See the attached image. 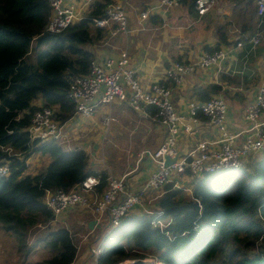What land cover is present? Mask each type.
<instances>
[{
  "label": "trees",
  "instance_id": "1",
  "mask_svg": "<svg viewBox=\"0 0 264 264\" xmlns=\"http://www.w3.org/2000/svg\"><path fill=\"white\" fill-rule=\"evenodd\" d=\"M112 1L93 0L81 20L52 33L45 29L51 12L48 0H0V160L10 162L9 176L0 180V227L26 253L40 243L49 256L38 264H71L77 252L72 233L64 226L48 230L32 247L27 245L31 227L49 226L55 219L43 202L45 191L68 190L92 174L100 180V193L108 175L89 167L82 148L65 150L56 140L31 145L28 128L40 108L38 101L56 108L59 124L73 116L69 76L88 71L94 55L87 46L103 33L93 19L104 17ZM194 1L181 0L189 9ZM262 19L249 36L240 38L245 45L240 57L264 56V15ZM257 31L262 45L252 47L249 40ZM220 78L231 86L248 82L226 74ZM220 88L196 86L192 95L204 101L219 94ZM154 111L149 107L146 112L152 117ZM195 118L206 121L199 113ZM30 151L50 161L44 171L23 175ZM259 154L235 170L195 177L191 193L173 188V182L166 184L158 199L159 212L130 211L109 228L95 264H124L126 259L133 260L129 264H264V151ZM148 258L155 262L145 261Z\"/></svg>",
  "mask_w": 264,
  "mask_h": 264
},
{
  "label": "crops",
  "instance_id": "2",
  "mask_svg": "<svg viewBox=\"0 0 264 264\" xmlns=\"http://www.w3.org/2000/svg\"><path fill=\"white\" fill-rule=\"evenodd\" d=\"M86 1L65 0L69 4H74L83 15L87 13L93 0L90 3ZM116 1L125 5L129 33L112 35L108 29L102 28V35L92 39L87 46L92 51L94 59L117 57L121 51H126L130 58L129 65L136 71L141 83L148 85L155 80L165 79L164 71L170 63L176 62L174 59L193 60L202 52L217 45L219 48L227 46L230 49L228 57L219 65L209 68L198 66L180 84L168 81L172 86V101L184 118H191L187 114V103L190 99H197L192 95V89L196 86L218 84L221 86L219 94L227 91L225 97L229 128L237 131L248 126L244 119V110L254 98L259 82L264 79V56L253 55L251 59L250 54L246 53L240 57V53L245 50L240 38L248 35L251 28L258 26L257 0H211V6L204 14H199L195 6L189 9L183 3L167 9L159 6V0ZM145 10H148L149 14L147 19L142 21L140 13ZM261 20L263 22L262 18ZM220 37L222 41L219 40ZM262 40L260 36L261 45ZM238 42L241 43L240 46H236ZM222 74L248 79V82L238 86L227 85L220 80ZM38 104L42 102L38 101ZM106 117H111L107 126L102 124ZM195 122L199 125L188 134L189 145L212 135L206 121ZM164 134V129L147 113L137 111L125 102H116L97 105L89 117L80 115L71 117L62 124L60 139L70 145L71 149L82 148L88 155L91 169L105 171L108 177H124L125 191L141 192L142 205L136 206L131 213H143L152 212L150 207H156L153 208L154 211L159 212L158 199L162 192L159 189L144 190L145 182L155 169V164L147 155L140 158V154L144 149L156 151ZM186 134L183 135L181 132L179 135L180 149L185 144ZM111 139H117L121 150L128 156L121 166L110 164L107 156L99 155L105 141ZM116 160L122 161V155H117ZM39 167L35 161L32 163V168L35 169L33 174L41 171ZM99 195L97 190L90 192L88 205L64 211L55 216L49 226H64L66 221L72 219L80 229L89 230L90 233L96 227L101 229L106 227L105 235L110 228L108 215L100 216L93 210V202ZM90 221H94L92 227L88 226ZM92 249L93 247L89 245L84 256L91 251L97 258L98 254H94ZM81 259L82 257H78L77 254L71 264H82Z\"/></svg>",
  "mask_w": 264,
  "mask_h": 264
},
{
  "label": "built area",
  "instance_id": "3",
  "mask_svg": "<svg viewBox=\"0 0 264 264\" xmlns=\"http://www.w3.org/2000/svg\"><path fill=\"white\" fill-rule=\"evenodd\" d=\"M92 0H87L90 3ZM51 12L45 29L58 33L81 20L85 15L74 5L65 0H48ZM181 0H159L160 7H177ZM211 0H195L194 6L199 14H204L211 6ZM256 13L259 16L258 26L264 15V0H257ZM148 10L140 13L144 21ZM128 16L125 5L113 0L107 7L104 17L94 18L93 23L98 28L108 29L112 35L128 34ZM261 33L257 31L251 37L252 45L260 41ZM238 42L236 46H240ZM229 47L224 46L214 51H204L199 57L188 61L170 63L164 71L165 79L155 80L143 85L136 71L129 65L130 58L126 51H121L117 57L93 59L88 71L83 74L69 76L68 96L75 105L72 117L80 115L89 117L97 105L125 102L135 110L147 113L149 107L154 108L151 117L164 129V138L156 151L144 149L140 158L147 155L155 164L144 185V190L159 189L173 182L172 187L191 193L195 177L207 172L232 171L241 167L255 153L264 151V79H262L254 95L244 110V119L248 126L240 130H231L227 124L228 106L222 94L213 95L210 99L200 101L190 99L187 103V114L197 121V113L206 118V126L211 137L193 142L186 156L177 157L168 166H164L163 156L176 155L180 149L178 138L180 133H188L189 126L184 125V115L174 106L172 101V86L168 81L180 84L184 78L200 66L209 68L222 63L229 54ZM56 108L40 104L31 119V130L41 128V141L58 140L62 136V124L55 118ZM111 117H106L102 124L107 126ZM10 174V162L0 160V180ZM107 186L93 202V210L98 215H108L110 228L116 227L121 218L136 206L142 205L141 192L125 191L124 177H108ZM100 180L95 175H87L79 184L65 190L63 188L48 189L43 196L45 206L54 216L64 211L89 204V194L97 190ZM99 254L101 246L92 249ZM133 262V261H132Z\"/></svg>",
  "mask_w": 264,
  "mask_h": 264
},
{
  "label": "rangeland",
  "instance_id": "4",
  "mask_svg": "<svg viewBox=\"0 0 264 264\" xmlns=\"http://www.w3.org/2000/svg\"><path fill=\"white\" fill-rule=\"evenodd\" d=\"M258 80L259 79H257V81ZM223 97L227 103L226 97L225 96ZM62 140L63 139H58L56 140V142L60 144L63 147V149L70 150L71 149L70 145H67V143H64ZM36 154L37 153H33L26 158L25 161L27 167L23 175L33 174L35 169L33 170L32 163L34 161L40 165L39 168L41 169V171H44L46 169L50 161L49 157L48 156L45 157L42 154H39V156H37ZM99 155L100 157H102V155L107 156L109 158L108 159L109 163L115 164V166H121L128 159L126 153L121 150L117 139H111L110 141H105L103 150H100ZM117 155H122L123 160L122 161L116 160ZM259 155L260 154L257 153L256 155L249 157L245 162ZM160 191L162 192V190ZM150 208L154 211L155 209L153 208L156 207L153 208L150 207ZM63 225L64 227L66 226L72 233L74 244L77 247L78 257H82L80 263L95 264L96 256L93 255L91 251H89V253L86 256H84V253L86 249L89 247V245H91L93 248H96L101 245L104 233L106 232V227L103 229L96 227L95 229L92 230L93 232L90 233L89 230H84L83 228L80 229V226L75 225L72 219L66 221ZM56 226L50 227L39 224L37 226L31 227L27 235V245L32 247L35 240L43 236L48 230H52L57 227H62L60 225L57 227ZM31 249L27 253H26V249H19L15 238L5 229L0 227V264H38V262L41 261L43 258L49 256V252L45 250L40 243L36 244V246H34ZM132 261L133 260L126 259L123 261V263L129 264L132 263ZM145 261L147 262L149 261L153 263L155 262L153 259L150 258L145 259ZM155 264H158V262H155Z\"/></svg>",
  "mask_w": 264,
  "mask_h": 264
},
{
  "label": "water",
  "instance_id": "5",
  "mask_svg": "<svg viewBox=\"0 0 264 264\" xmlns=\"http://www.w3.org/2000/svg\"><path fill=\"white\" fill-rule=\"evenodd\" d=\"M138 111H140V110H138ZM182 123H183L184 125H188V126H189V131H188V133L186 134L185 144H184V146H183L182 149H179V150L177 151V153H176L175 156L170 157V156H168L167 154H165V155L163 156V159H164V166H168V165H170L171 163H173V162L176 160L177 157H181V156H186V155H187V152H188V149H189V146H190L189 143H188V141H187L188 134L191 133V132H193L194 129H195V127L199 125V123L195 122L192 118H184V119L182 120ZM41 133H42V129H41V128L36 129V130H31V131H30V139H31L30 144H31V145H33L35 141H41V139H40V137H41ZM29 153L31 154L32 151H30ZM29 153H28V154H29ZM26 155H27V154H24V155L20 156V158H21V159H24V158L26 157ZM93 223H94V221H90V222L88 223V226H89V227H92Z\"/></svg>",
  "mask_w": 264,
  "mask_h": 264
}]
</instances>
